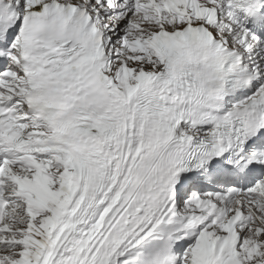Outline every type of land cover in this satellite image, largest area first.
Masks as SVG:
<instances>
[{"label": "snow or ice", "instance_id": "snow-or-ice-1", "mask_svg": "<svg viewBox=\"0 0 264 264\" xmlns=\"http://www.w3.org/2000/svg\"><path fill=\"white\" fill-rule=\"evenodd\" d=\"M0 264H264V0H0Z\"/></svg>", "mask_w": 264, "mask_h": 264}]
</instances>
